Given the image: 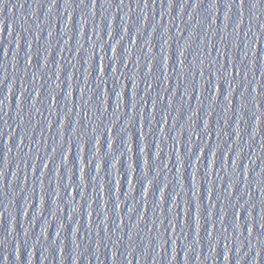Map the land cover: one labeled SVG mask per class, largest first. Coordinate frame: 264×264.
<instances>
[{"label": "water", "instance_id": "water-1", "mask_svg": "<svg viewBox=\"0 0 264 264\" xmlns=\"http://www.w3.org/2000/svg\"><path fill=\"white\" fill-rule=\"evenodd\" d=\"M0 264H165L1 78Z\"/></svg>", "mask_w": 264, "mask_h": 264}, {"label": "snow or ice", "instance_id": "snow-or-ice-1", "mask_svg": "<svg viewBox=\"0 0 264 264\" xmlns=\"http://www.w3.org/2000/svg\"><path fill=\"white\" fill-rule=\"evenodd\" d=\"M0 2H2V0H0ZM82 2H83V0H82ZM93 2L95 3V0H93ZM241 4H243V0H241ZM229 87H230V85H229Z\"/></svg>", "mask_w": 264, "mask_h": 264}]
</instances>
